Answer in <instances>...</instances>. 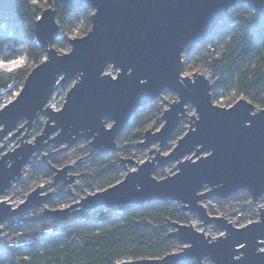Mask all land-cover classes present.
Wrapping results in <instances>:
<instances>
[{"label":"water","instance_id":"95a60500","mask_svg":"<svg viewBox=\"0 0 264 264\" xmlns=\"http://www.w3.org/2000/svg\"><path fill=\"white\" fill-rule=\"evenodd\" d=\"M85 2L93 10L91 28L85 35L70 39L68 52L60 53L55 46L60 27L54 8L50 7L46 15L45 9L42 11L43 22L35 21L36 40L46 57L30 71L16 97L0 108V140L20 121L26 120L30 129L44 113L46 122L33 141H26L27 129L18 138V146L5 152V144L0 147V197L21 179L36 153L50 145L56 146V151H68L86 139L94 151L116 152L119 134L137 111L165 91H172L178 98L162 112L163 125L157 130L147 129L137 144L141 150L154 144L157 148H151L145 160L136 162L135 170L69 206H46L38 217L65 221L78 218L85 210L116 211L122 206L175 201L196 214L203 225L215 224L224 233L212 238L191 222L168 219V226L174 228L168 238L184 244L180 251L116 264H179L190 260L202 264L204 258L214 264H264L263 205L259 206L257 221L238 227L224 218V213L210 214L202 203L214 197L227 198L241 190L249 192L255 203L264 195V108L256 109L244 97L228 107L218 105L212 98L211 80L205 74L183 75V51L187 46L205 44L239 2L264 18V0ZM109 66L117 71L116 76L106 72ZM137 78L146 85L137 83ZM72 80L62 108L53 109L48 102L57 86ZM188 104L195 108V114L187 112ZM184 121L189 124L186 132L164 154L162 151ZM110 122L112 127L108 126ZM24 126L12 135L20 134ZM120 159L124 167L126 162H135L132 158ZM173 161L177 163L175 173L161 179L154 176L155 171ZM52 169L50 186L36 187L18 205L0 200V234L8 220L49 203L53 199L51 188L67 185V192L74 194L70 185L78 186L76 177L83 173L70 174L74 164ZM238 257L240 262H236Z\"/></svg>","mask_w":264,"mask_h":264},{"label":"trees","instance_id":"16d2710c","mask_svg":"<svg viewBox=\"0 0 264 264\" xmlns=\"http://www.w3.org/2000/svg\"><path fill=\"white\" fill-rule=\"evenodd\" d=\"M49 5L56 10L60 27L55 41L57 49L69 50L70 39L85 35L91 28L93 11L85 0L75 4L69 0H42L39 5L33 0H0V60L24 61L14 71L0 70V107L16 97L27 75L46 56L36 40L35 21ZM251 11L244 4L233 7L216 27L208 41L217 38L223 44L219 57L208 61V41L203 45L191 44L183 51L185 63L196 56L204 60L212 82L213 101H223L235 92L264 106V18L248 16ZM155 110L146 105L137 111L119 134L118 149L128 153L133 149L139 151L137 144L143 139L146 117ZM185 131L181 122L175 133ZM89 157L93 166L90 187L94 192L123 178L118 154L92 150ZM50 158L55 165H63L65 151H55ZM41 167L52 179L53 166L43 161ZM67 200L68 192H62L49 204L58 208ZM168 219L185 222L179 208L170 201L123 206L116 211L85 210L78 218L65 221L37 216L13 218L7 227L8 236L1 242L0 264H116L163 257L176 243L168 238Z\"/></svg>","mask_w":264,"mask_h":264},{"label":"rangeland","instance_id":"374dc122","mask_svg":"<svg viewBox=\"0 0 264 264\" xmlns=\"http://www.w3.org/2000/svg\"><path fill=\"white\" fill-rule=\"evenodd\" d=\"M240 4L242 3L239 2L234 7L238 8ZM251 10L252 11L248 14V16L252 18L259 16L258 12H255V10L253 9ZM222 49H223V44L218 43L217 38H214L213 40L208 41V44L206 45V57L208 58V61H212L214 58L219 57L222 52ZM69 50L65 51V50L58 49L60 53H65V52H68ZM207 71H208V67L204 65V60L196 56L185 63L183 75H188L192 77L194 75L193 73L197 72V73L205 74L209 78V74L207 73ZM106 72L111 73L113 76H116V73H117V71L114 70L112 66H109L106 69ZM73 83H74V80L70 81L65 86H62L61 84L57 86L56 91L54 92L53 96L48 102V104L53 109L58 110L62 108L64 101H65L66 93L70 89V87L73 85ZM241 97L247 98L256 107V109L264 108V106H260L256 104L253 100H251L245 94H239L235 92L232 93L230 97H228L227 99L223 101H214V102L218 105L228 107L234 104ZM177 98L178 96L176 93L172 91H165L157 100L148 104V106L155 108L156 110L152 114L146 117L147 122L145 124V131L149 128L153 130H157L163 125V120L161 118L162 112L169 107V102H173ZM187 108H188L187 112L190 115L195 114V108L191 104H188ZM36 119H39V120L36 121ZM36 119L34 120L32 127L30 129H28L25 124L26 120H23V121H20L11 132H9L6 136H4L0 140V147L3 144H5L2 147L4 148L2 152L11 150L14 147L18 146L20 144V141L18 140V138L22 137L27 131V129L29 131L27 132L28 137L26 138V141L31 142L36 138L37 135L41 134L45 126L46 115L44 113H41L40 116ZM109 125H111V122L108 123V126ZM22 126L24 127L20 134L15 135V136L12 135L14 132L18 131L19 127H22ZM184 126H185V129L187 130L189 126L188 122L184 121ZM183 134L174 133L173 138L170 140L169 144L164 148L162 152L164 154L169 153L175 146L177 139L183 136ZM124 142L127 143L126 140ZM151 148H157V144H154L153 146L145 150L139 149V151H136L135 149H133L131 150V153H128L122 149H117V151L114 152V154L115 153L116 155L118 154V157H117L118 159H120V157L121 158H132L135 161L134 163L126 162L125 163L126 167H124V163L122 162V159H120L119 164L122 165V170H123L122 176L124 177L130 170H135L137 168L136 162L140 163L143 160H145L148 157L149 150ZM57 149L58 148L56 146L50 145L45 150L36 153V155L32 158L30 163L25 166L21 179L13 183L12 187L9 189L7 194L0 197V200L5 199L8 202L13 203L14 205H18L36 187L40 185L43 186L44 184H45L44 186H50L53 182V177L52 179H50L47 176L46 171L43 170V167H41L43 161H47L48 164L50 163L52 166L59 167V168L66 164H74L75 169L70 170L69 173L74 174V175L83 173L82 175H78L76 177L75 183L78 186L70 185V188L72 192H74V194L68 193L67 202L64 203L59 208L69 206L70 204L77 202L81 197L86 196L88 193H93L94 191L90 187L92 184V177L90 176H91V171L93 170V166H91L89 162V158H90L89 156L91 155L93 149L91 148V146H89L88 140L82 139L77 144H75L70 150L65 151V162L63 165H60V166L55 165L52 162V159L50 158ZM43 153L45 154V158H43ZM80 157L82 158L78 160ZM77 160H78V163H75V161ZM176 164H177L176 161H173L167 164L166 166L159 168L157 171L154 172V176L158 179H161L168 175H172L173 173L177 171ZM206 189H208V187L204 188V190ZM51 190L53 192V198L58 199L62 192H67V190H69V186L59 184L51 188ZM170 202L174 206L179 208L180 216L185 221L184 222L185 224H190L191 222V224H193L196 229H198L199 231H204L207 235L209 234L212 238H216L224 233V230L221 228H218L215 224L203 225L202 221L198 218L196 214H193L189 211L182 209L181 205L177 204L176 202H172V201ZM202 203L206 206L210 214L216 215V216H223V213H224L225 214L223 216L224 218L228 219L229 221H232L234 225L241 227L250 222L257 221L259 219V206L260 205L264 206V195L260 197V200L258 202L255 203L253 202L252 197L249 192L245 190H241L237 193L232 194L230 197H227V198L214 197L208 200H204L202 201ZM46 206L52 207L49 203H47L41 208L30 210L14 218L35 217V216L38 217L39 215L43 214L44 208ZM185 213H188V215H186ZM171 221L180 222V220H176V219H173ZM10 225H11V222L9 220L2 225L3 233L0 234V243L3 242V240L8 236L7 227H9ZM173 229H174L173 227L168 226L169 232H171ZM183 246L184 244L176 240V243L174 244L173 250L171 252L180 251ZM179 264H201V263H198L194 260H190V261L179 263ZM202 264H214V262H212L209 258H206L202 261Z\"/></svg>","mask_w":264,"mask_h":264},{"label":"snow or ice","instance_id":"6c2138e0","mask_svg":"<svg viewBox=\"0 0 264 264\" xmlns=\"http://www.w3.org/2000/svg\"><path fill=\"white\" fill-rule=\"evenodd\" d=\"M43 2H46V0H43ZM69 2L75 4V3L78 2V0H69ZM33 3L39 5V4L42 3V0H33ZM50 7L51 6L49 5V8L45 9V15L50 10ZM37 19H39L41 22H43L44 16H40ZM23 63H24L23 59H18V60H13V61H8V62L0 60V70L6 71V72H11V71H14L18 67H22ZM137 83H139L141 85H146V82L142 81V80H139V78H137ZM262 113H264V112H262ZM250 124H251V121L248 124H246V125H250ZM109 127H112V125H109ZM241 247H243V246H241ZM262 251H264V250H262ZM236 262H240V258L239 257L237 258Z\"/></svg>","mask_w":264,"mask_h":264},{"label":"built area","instance_id":"2783aa9c","mask_svg":"<svg viewBox=\"0 0 264 264\" xmlns=\"http://www.w3.org/2000/svg\"><path fill=\"white\" fill-rule=\"evenodd\" d=\"M253 10H254V9H253ZM255 12H258V11L255 10ZM258 15H259V13H258ZM259 16H260V15H259ZM172 202H175V201H172ZM176 203H177V202H176ZM177 204H178V203H177ZM119 207H121V206H119ZM119 207H118V208H119ZM122 207H123V206H122ZM193 226H194V225H193ZM204 259H206V258H204ZM204 259H203V260H204Z\"/></svg>","mask_w":264,"mask_h":264}]
</instances>
